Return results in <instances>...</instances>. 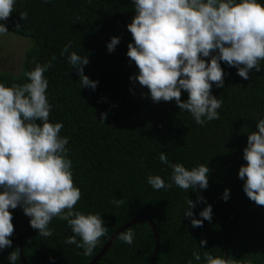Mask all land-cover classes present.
I'll return each mask as SVG.
<instances>
[{
  "label": "trees",
  "instance_id": "trees-1",
  "mask_svg": "<svg viewBox=\"0 0 264 264\" xmlns=\"http://www.w3.org/2000/svg\"><path fill=\"white\" fill-rule=\"evenodd\" d=\"M258 3L264 5V0ZM134 7L133 0H15L10 18L0 21L10 34L33 42L24 54L22 73L0 72V83L8 87L26 83L24 73L35 63L52 62L45 73L49 81L46 95L52 105L49 120L62 123L60 136L69 140L66 147L73 162L74 186L82 193L75 210L99 214L108 228L93 254L84 256L82 248L65 243L73 235L66 221L53 218L50 237L40 236L29 221L21 247L27 264H89L117 230L138 217L150 219L158 233L155 264H206L205 252L224 257V229L255 204L243 190L245 180L239 178V169L247 164L243 155L248 135L257 131V122L264 119V61L260 62L261 71L249 72L248 80L237 74L236 67L220 62L224 86L213 84L211 89L212 95L223 101L218 109L220 118L206 120L201 126L175 100L155 103L149 90L131 79L139 74L127 56L129 43H134L127 28ZM22 12L27 13V19L20 18ZM17 24L21 26L17 28ZM113 37H119L120 43L109 52L107 45ZM69 42V54L75 51L88 57L84 74L98 81L95 90L81 86L78 72L68 63L67 55H61ZM201 58L211 60V56ZM187 99L188 93L182 90L181 100ZM104 113L107 116L101 122ZM161 152L171 163H182L189 170L200 164L208 166V188L185 191L176 186L170 179L171 167L159 159ZM149 175H160L172 187L154 190L147 182ZM226 189L230 190L227 201L223 199ZM198 197L204 200L197 202ZM121 198L123 205L111 203ZM188 198L197 202L192 209L196 219H203L200 212L211 205V221L193 227L191 218L184 215ZM10 211L12 246L0 250V264H10L8 256L18 249L26 218L20 206ZM130 228L135 233L133 243L115 238L96 264H150L154 248L151 229L144 221ZM201 240L207 244L201 245ZM226 242L228 258L241 264H264V206L238 219L229 228ZM197 251L200 261L193 257ZM17 264H21L19 260Z\"/></svg>",
  "mask_w": 264,
  "mask_h": 264
},
{
  "label": "clouds",
  "instance_id": "clouds-1",
  "mask_svg": "<svg viewBox=\"0 0 264 264\" xmlns=\"http://www.w3.org/2000/svg\"><path fill=\"white\" fill-rule=\"evenodd\" d=\"M133 3L135 15L127 28L134 43H129L127 56L135 62L139 74L131 79L149 90L153 102L175 100L182 111L189 112L203 126L206 120L220 118L218 109L223 101L212 95L211 89L213 84L224 86L221 61L236 67L237 74L245 80L252 69L261 71L264 5L258 0L239 3L236 0H133ZM14 4L15 0H0V21L10 18ZM20 18L27 19V13H20ZM20 26L17 24V28ZM7 34V26L0 23V36ZM119 43L120 38L113 37L107 45L109 52ZM70 47L71 42L64 46L61 55H67L68 63L78 72L81 86L95 90L98 81L84 74L88 57L75 51L69 54ZM210 56V62L201 58ZM55 59L53 56L52 60ZM51 67V61L35 63L32 70L24 73L28 82L14 83L11 87L0 83V250L12 246L9 238L14 234V225L10 209L20 206L24 215L31 218L30 226L42 237L53 235L54 230L49 227L53 218L66 221L73 235L65 243L82 248L84 256H91L108 228L99 214L75 210L82 193L74 186L73 162L66 147L69 140L60 136L63 124L49 120L52 105L46 95L49 81L45 73ZM182 90L188 93L187 101L181 100ZM106 116L102 114L100 121L104 122ZM256 128L257 131L248 135L243 155L247 164L240 167L239 178L245 180L243 190L247 197L264 206V119L257 122ZM159 159L171 167L170 179L180 189L208 188V166L200 164L189 170L182 163H171L165 152L160 153ZM147 182L157 191L172 187L160 175H149ZM229 197L230 190L226 189L223 199L227 201ZM203 200L198 197L197 202ZM197 202L188 198L184 215L191 218L193 227H202L204 220L212 219V206L200 212L203 219H196L192 209ZM111 203L121 206L125 201L121 198ZM134 237L132 228H128L116 238L131 245ZM200 244L206 245L207 241L201 240ZM193 257L200 261V252H194ZM203 258L206 264H241L208 252ZM8 259L10 264H17L20 250L12 251Z\"/></svg>",
  "mask_w": 264,
  "mask_h": 264
},
{
  "label": "water",
  "instance_id": "water-1",
  "mask_svg": "<svg viewBox=\"0 0 264 264\" xmlns=\"http://www.w3.org/2000/svg\"><path fill=\"white\" fill-rule=\"evenodd\" d=\"M259 205H257L256 203L253 204L252 206L246 208L244 211H242L241 213H239L236 217H234L230 223L226 226V228L223 231V247H224V258L227 259L228 258V250H227V242H226V235L227 232L229 230V228L238 220L240 219L243 215H245L246 213H248L249 211L255 209L256 207H258ZM30 217L25 218L24 223L20 229V236H19V240H18V249L20 250V263L21 264H27L22 256V241H23V237H24V233L25 230L28 226V223L30 221ZM146 222L149 226V228L152 231L153 237H154V248H153V252H152V256H151V261L150 264H155L156 263V259H157V255H158V251H159V238H158V233L156 231V228L154 227L153 223L150 221V219H148L147 217H138L135 218L133 220H131L130 222L126 223L125 225H123L119 230H117L107 241V243L105 244V246L101 249V251L97 254V256H95V258L89 263V264H96L100 258L106 253V251L109 249V247L111 246V244L113 243V241L115 240V238L119 235L120 232L125 231L126 229L134 226L135 224L139 223V222Z\"/></svg>",
  "mask_w": 264,
  "mask_h": 264
},
{
  "label": "rangeland",
  "instance_id": "rangeland-1",
  "mask_svg": "<svg viewBox=\"0 0 264 264\" xmlns=\"http://www.w3.org/2000/svg\"><path fill=\"white\" fill-rule=\"evenodd\" d=\"M32 40L13 34L0 36V72L18 76L22 73L25 52L32 47Z\"/></svg>",
  "mask_w": 264,
  "mask_h": 264
}]
</instances>
